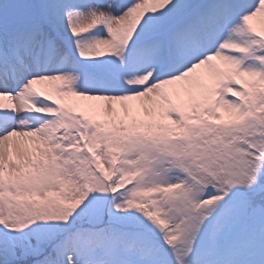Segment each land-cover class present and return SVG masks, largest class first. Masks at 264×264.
<instances>
[{"label": "snow or ice", "instance_id": "obj_1", "mask_svg": "<svg viewBox=\"0 0 264 264\" xmlns=\"http://www.w3.org/2000/svg\"><path fill=\"white\" fill-rule=\"evenodd\" d=\"M0 264H264V0H0Z\"/></svg>", "mask_w": 264, "mask_h": 264}]
</instances>
